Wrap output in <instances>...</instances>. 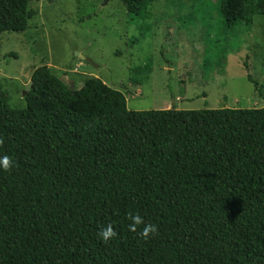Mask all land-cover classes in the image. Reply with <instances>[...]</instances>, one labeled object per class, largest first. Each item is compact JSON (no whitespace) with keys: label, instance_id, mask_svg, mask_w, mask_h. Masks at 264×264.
I'll use <instances>...</instances> for the list:
<instances>
[{"label":"trees","instance_id":"obj_1","mask_svg":"<svg viewBox=\"0 0 264 264\" xmlns=\"http://www.w3.org/2000/svg\"><path fill=\"white\" fill-rule=\"evenodd\" d=\"M34 1L0 0V34L28 30ZM120 1L146 20L159 0ZM218 9L234 29L264 0ZM25 99H0V157L13 159L0 264H264V107L131 111L101 79L70 89L48 66ZM130 211L158 234L129 231ZM109 224L118 236L104 242Z\"/></svg>","mask_w":264,"mask_h":264},{"label":"rangeland","instance_id":"obj_2","mask_svg":"<svg viewBox=\"0 0 264 264\" xmlns=\"http://www.w3.org/2000/svg\"><path fill=\"white\" fill-rule=\"evenodd\" d=\"M219 2L159 0L143 20L120 0L34 1L28 30L0 34V99L26 109L48 66L70 89L101 79L131 111L263 108L264 16L227 28Z\"/></svg>","mask_w":264,"mask_h":264},{"label":"clouds","instance_id":"obj_3","mask_svg":"<svg viewBox=\"0 0 264 264\" xmlns=\"http://www.w3.org/2000/svg\"><path fill=\"white\" fill-rule=\"evenodd\" d=\"M4 139L0 137V145H3ZM13 167V159L7 154L0 157V168L4 171H11ZM127 219L130 223L127 225L128 230L137 233L143 239L147 240L152 234H158V226L155 224L148 223L146 224L143 217L137 212H129L127 214ZM143 225L142 229L140 226ZM118 236V233L114 230L113 226L109 224L106 228H102L98 233V237L101 238L104 242H108Z\"/></svg>","mask_w":264,"mask_h":264},{"label":"water","instance_id":"obj_4","mask_svg":"<svg viewBox=\"0 0 264 264\" xmlns=\"http://www.w3.org/2000/svg\"><path fill=\"white\" fill-rule=\"evenodd\" d=\"M83 60H87L90 61L89 59H86L85 57L81 56L80 54H78ZM27 95V94H26Z\"/></svg>","mask_w":264,"mask_h":264}]
</instances>
